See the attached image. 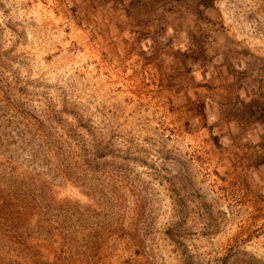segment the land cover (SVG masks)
Segmentation results:
<instances>
[{
  "label": "rangeland",
  "instance_id": "obj_1",
  "mask_svg": "<svg viewBox=\"0 0 264 264\" xmlns=\"http://www.w3.org/2000/svg\"><path fill=\"white\" fill-rule=\"evenodd\" d=\"M0 264H264V0H0Z\"/></svg>",
  "mask_w": 264,
  "mask_h": 264
}]
</instances>
